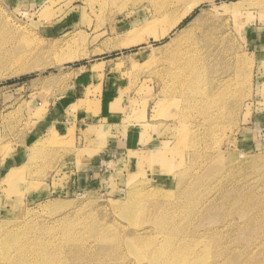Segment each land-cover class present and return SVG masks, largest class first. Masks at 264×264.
<instances>
[{
  "label": "rangeland",
  "instance_id": "1",
  "mask_svg": "<svg viewBox=\"0 0 264 264\" xmlns=\"http://www.w3.org/2000/svg\"><path fill=\"white\" fill-rule=\"evenodd\" d=\"M192 1L0 0V131L79 74L112 112L0 171V264L45 230L63 264H264V0Z\"/></svg>",
  "mask_w": 264,
  "mask_h": 264
},
{
  "label": "crops",
  "instance_id": "2",
  "mask_svg": "<svg viewBox=\"0 0 264 264\" xmlns=\"http://www.w3.org/2000/svg\"><path fill=\"white\" fill-rule=\"evenodd\" d=\"M30 1L44 3L47 0ZM78 71H80V69ZM89 71L90 70L87 68L85 72ZM106 76L107 75H105V77ZM66 78V76H63V79ZM94 80L97 81L98 79H95L91 73H86L85 76L83 74H79L76 77H72L67 86L69 91H67L65 95L53 101L43 115L38 118L34 117L38 108L34 104H31V116H29L27 111H24L25 116L22 119L23 123L29 119L32 120L33 127L30 129L21 133L18 129L14 130L15 132L13 129H6V131H3L2 129L0 131V161H4V165L3 167L1 166L0 171L9 172L13 170L12 172H14L27 165L30 161L33 149H35L39 142L44 138L51 136H65L74 126L77 129H85L87 126H97V124L102 121L103 116L109 117L110 119L112 116L111 108H109V111L106 114L105 109L103 110L102 107V99L107 98L104 96V90H106L104 86H101V94L104 96L102 98L101 96L99 98L89 96L87 101H85L86 99L81 96V94H86L85 91H87L91 85L95 86V84H93ZM54 82L57 83V81ZM34 92V90L27 91L25 97L27 99L25 100L28 103H30V101L32 102L31 99L35 96ZM83 101L87 103H81ZM92 103H94L93 106H95L93 111L90 108ZM87 104L89 108L87 107ZM15 109L18 108L15 107ZM104 113L106 115H104ZM112 133L113 132L110 131V135Z\"/></svg>",
  "mask_w": 264,
  "mask_h": 264
},
{
  "label": "bare ground",
  "instance_id": "3",
  "mask_svg": "<svg viewBox=\"0 0 264 264\" xmlns=\"http://www.w3.org/2000/svg\"><path fill=\"white\" fill-rule=\"evenodd\" d=\"M179 2H184V1H187V0H178ZM197 5V2L196 3H193L192 0H190V2H188L184 8V13H189V10L188 9H192L193 7H195ZM156 6V5H155ZM156 12V11H155ZM156 15V14H155ZM160 16V15H159ZM182 17V14L178 17V19H167V21L165 22V26H167V29L169 30L170 28H174V26H176L179 22V19ZM144 27V26H143ZM149 29L153 28V22L149 24L148 26ZM170 31V30H169ZM165 33V32H164ZM190 42V40H189ZM187 42V43H189ZM186 45V44H185ZM184 45V46H185ZM188 46V44H187ZM186 46V47H187ZM192 46V45H191ZM189 49V48H188ZM183 52V51H182ZM185 52V51H184ZM185 54V53H184ZM187 54V53H186ZM190 54V53H189ZM188 55V54H187ZM183 56V55H181ZM177 63V62H176ZM57 207V206H56ZM166 210V211H165ZM159 212V217L157 218V221L160 223L162 220L161 218L163 217L162 214L165 213V212H169L168 208L167 207H164V206H160V209L158 210ZM165 216V215H164ZM166 217H164L165 219ZM157 222V225H162V224H158ZM161 227V226H160ZM17 230V229H16ZM50 230V228H49ZM47 230H45V232L43 234L46 233ZM39 235L38 236H35V239L33 240H30L29 242L27 243H24V241H21L22 238L20 237L19 239L21 240H17L16 242L12 243V244H8L6 243V241L4 240V245L2 247H4L3 251L6 253V252H11V251H14V255L10 256V259L9 261L11 262V260H13V263L12 264H63V262L65 261V257L63 256V247L66 246V245H71L73 244L71 241H73V238L72 240L70 241L69 239V233L66 235L65 233V243L64 245H61V246H53V248L49 249V246H41L39 245V249H34V248H30L32 245H33V242L35 244V240L36 239H39L42 232L39 231ZM42 234V235H43ZM47 234V233H46ZM52 234V233H51ZM55 234V233H54ZM78 234V233H77ZM44 236V235H43ZM46 236V235H45ZM64 236V235H63ZM44 238V237H43ZM71 238V237H70ZM1 239V238H0ZM46 239V238H45ZM28 240V239H27ZM25 240V241H27ZM51 240V239H50ZM49 240V241H50ZM106 240V239H105ZM44 241V240H43ZM74 241H75V238H74ZM78 241V240H76ZM100 241V240H99ZM104 240L101 239L100 243H102ZM8 242V241H7ZM57 242V241H56ZM96 242V241H95ZM106 242V241H105ZM98 242V244H100ZM107 244H108V241H107ZM171 246V245H170ZM36 247H37V244H36ZM4 253V256L6 257V254ZM81 255H77V259L80 258ZM169 260V258H167Z\"/></svg>",
  "mask_w": 264,
  "mask_h": 264
}]
</instances>
